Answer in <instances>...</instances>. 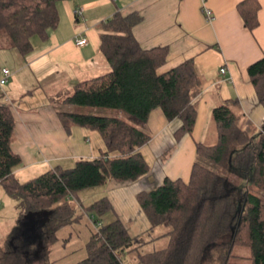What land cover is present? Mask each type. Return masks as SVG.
<instances>
[{"label": "trees", "instance_id": "16d2710c", "mask_svg": "<svg viewBox=\"0 0 264 264\" xmlns=\"http://www.w3.org/2000/svg\"><path fill=\"white\" fill-rule=\"evenodd\" d=\"M59 1L0 0V40L8 38L0 49L13 48L23 57L30 55L34 39L46 41L58 25ZM237 8L247 28L254 30L260 25L259 0H243ZM134 23V16L121 13L110 19L111 31L101 34L100 45L110 70L77 83L64 102L121 110L142 126L121 117L59 113L67 130L78 126L99 132L105 143L100 155L79 159L73 167L58 165L22 182L16 171L24 164L23 158L13 149L14 109L0 101V185L19 201L21 219L28 213L48 212L42 233L48 239L78 219L76 201L84 190L112 181L136 183L151 172L143 148L152 136L144 124L154 110L161 109L169 121L181 122L176 140L194 130L196 99L202 91L194 60L160 72L169 48H144L133 33ZM248 72L264 105V57L251 64ZM238 105L231 100L213 109L218 142L196 144L198 159L188 181L166 177L160 185L136 196L151 230L157 226L170 229L167 247L142 253L143 238L132 235L119 216L102 222L114 211L111 199L104 196L84 207L98 227L87 242V256L74 264H126L127 256L135 251L137 264H207L202 260L211 244L218 251L217 264H236L232 258L237 257V247L249 249V264H264V124L261 130L251 122L242 126Z\"/></svg>", "mask_w": 264, "mask_h": 264}, {"label": "crops", "instance_id": "0c3cea01", "mask_svg": "<svg viewBox=\"0 0 264 264\" xmlns=\"http://www.w3.org/2000/svg\"><path fill=\"white\" fill-rule=\"evenodd\" d=\"M241 1H59V23L51 29L48 39L35 38V49L26 57L8 48L12 50L10 54L16 59L17 66L12 69L0 65V77L3 68L12 70L6 87L0 89V101L11 103L16 117L13 149L24 162L16 175L21 170L34 169L35 175L58 165L71 167L79 159L96 157L105 149L98 131L79 129L83 127L78 126L67 130L60 119L62 110L59 106H66L68 110L65 111H72L64 99L73 92L74 86L110 69L100 50L101 34L111 31L109 21L117 13L135 17L133 33L144 48H169L168 59L160 72L192 59L202 85L196 99L198 116L194 130L181 140L175 138V132L181 126L179 120L169 121L161 109L152 112L149 121L144 124L145 130L147 126L151 129L147 131L152 139L143 148V153L147 160L148 156L153 160L154 152L157 155L160 153V159L167 163L164 168L156 166L154 169L149 162L151 172L136 183H127V186L133 185L134 188L145 182L146 188L142 190H149L154 188L150 186L153 184L151 181L156 179L161 184L166 177L188 181L197 157L196 144L206 142L213 109L226 101L239 102L242 126L245 122H251L257 130H261L264 105L258 99L248 68L264 57V0H259L260 25L254 30L246 27L238 11L237 6ZM203 4L213 11L214 19L209 20L205 16ZM78 36L87 37L88 43L77 45L75 38ZM222 68L226 71L222 72ZM25 70L30 72V82L20 81ZM52 77L56 79L55 83L49 84L43 92L53 97L43 99L42 95H38L40 85L37 83ZM215 138L214 135L212 141ZM110 184L115 186L118 182L112 181ZM142 190L132 191H136V197ZM109 198L115 205L113 199ZM137 207L143 212L138 201ZM123 221L128 226L127 221ZM149 224L151 228V222Z\"/></svg>", "mask_w": 264, "mask_h": 264}, {"label": "rangeland", "instance_id": "374dc122", "mask_svg": "<svg viewBox=\"0 0 264 264\" xmlns=\"http://www.w3.org/2000/svg\"><path fill=\"white\" fill-rule=\"evenodd\" d=\"M7 39V37L4 38L3 36L0 40V44H6ZM14 50L19 53L16 49ZM11 51L12 50L5 48L0 49V65L9 66L10 68L15 69L17 63L16 59L13 58L12 54H10ZM19 55L23 57L21 54ZM28 70H25L21 74L20 81L30 82L32 78H30L31 76H29L30 72H28ZM107 72L103 71L101 75ZM39 78L42 80L44 79L43 77ZM55 81L56 79L54 77L46 78L44 82L39 81L40 83H37L40 85L38 95H42L43 99H51L53 96L50 97L49 95H45L46 92L43 91L49 86V84H54ZM4 87H6V85L2 88ZM6 103L11 104L9 102ZM56 103L60 104L59 102ZM62 106L63 105L59 106L61 107V110H68V107ZM71 109L72 111L81 113H94L101 116L121 117L131 123L134 122V124L142 126L139 120L130 114L117 109L81 106H71ZM147 130L151 131L148 126ZM214 135L216 138L212 141V138L214 139ZM217 135L216 125L212 119L208 128L205 143L208 145L216 144L218 142ZM153 156V160L148 156V160L153 168L155 169L156 166L164 168L167 162L160 159V153L157 155V153L154 152ZM197 159L198 156L196 157V160ZM73 166L74 165H71V167ZM34 171V169L21 170L17 172V177H19L22 182H25L38 176L42 172H45L39 171L33 175ZM160 182L161 181L154 179V181H151L153 184L150 186H158ZM237 182L240 184L241 181L239 180ZM143 183L145 182H141L139 186H134V188H132L133 185L127 186V184L124 183H118V185L115 186L109 183L102 187L84 190L80 194V201H76L78 205L76 217L79 216L78 219L58 231L56 237L52 235V238L50 239L46 238L44 234H42L44 232L43 221L40 223L36 222V229L32 230L33 227L27 222V215L24 219H21L23 209L19 205V201L9 195L2 185H0V264H74L84 259L87 256L86 245L90 239V235L92 231L98 227V223H96L92 218V213L89 210L84 209V207L90 206L93 202L104 196L111 197L115 205L114 211L106 215L102 222L108 223L114 220L117 216L127 221L129 226L128 228L132 235L143 238V244L139 247V250L142 253L167 247L169 243V235L167 233L170 229L166 226H157L154 230H151L149 227L150 221L147 220L148 218H146L143 212L137 207V200L135 197L136 191L132 190H142L143 188H146V185ZM262 195L264 196L263 193ZM215 246V244H211L206 247L202 262L206 260L207 264H217L216 262L219 258H217L218 251H215ZM235 254L237 257L232 258L234 263L249 264L248 257L250 255V251L248 248L237 247L235 249ZM137 261L138 256L135 251L127 256L125 263L137 264Z\"/></svg>", "mask_w": 264, "mask_h": 264}, {"label": "built area", "instance_id": "2783aa9c", "mask_svg": "<svg viewBox=\"0 0 264 264\" xmlns=\"http://www.w3.org/2000/svg\"><path fill=\"white\" fill-rule=\"evenodd\" d=\"M203 3H204V1H203ZM203 11L205 13V16L209 20L214 19L213 11L210 8L206 7L204 4H203ZM75 42L77 45L82 46V45H85L88 43V39L85 36H78L75 38ZM221 70H222V72L226 71L225 68H222ZM11 76H12V71L9 68H3L2 69L1 77H0V88H2L4 85H6L9 82V79L11 78Z\"/></svg>", "mask_w": 264, "mask_h": 264}, {"label": "flooded vegetation", "instance_id": "af4514ba", "mask_svg": "<svg viewBox=\"0 0 264 264\" xmlns=\"http://www.w3.org/2000/svg\"><path fill=\"white\" fill-rule=\"evenodd\" d=\"M44 216L45 215H41V216L37 217L38 219H36V220H31V219L27 220V222L30 223V225L33 227L32 230L36 229V222L37 223H40L42 221L44 222V220H45Z\"/></svg>", "mask_w": 264, "mask_h": 264}, {"label": "water", "instance_id": "95a60500", "mask_svg": "<svg viewBox=\"0 0 264 264\" xmlns=\"http://www.w3.org/2000/svg\"><path fill=\"white\" fill-rule=\"evenodd\" d=\"M47 215L48 214V212H43V213H28V214H26L27 215V220H29V219H31V220H36V219H38L37 217H39V216H41V215ZM25 215V216H26ZM35 224V223H34Z\"/></svg>", "mask_w": 264, "mask_h": 264}]
</instances>
